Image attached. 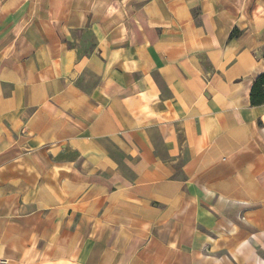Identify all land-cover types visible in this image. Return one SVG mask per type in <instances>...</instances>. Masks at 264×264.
Instances as JSON below:
<instances>
[{"label":"crops","instance_id":"1","mask_svg":"<svg viewBox=\"0 0 264 264\" xmlns=\"http://www.w3.org/2000/svg\"><path fill=\"white\" fill-rule=\"evenodd\" d=\"M263 71L264 0H0V264H264Z\"/></svg>","mask_w":264,"mask_h":264},{"label":"trees","instance_id":"2","mask_svg":"<svg viewBox=\"0 0 264 264\" xmlns=\"http://www.w3.org/2000/svg\"><path fill=\"white\" fill-rule=\"evenodd\" d=\"M251 103L253 106L264 105V71L255 79L253 83L251 90Z\"/></svg>","mask_w":264,"mask_h":264}]
</instances>
